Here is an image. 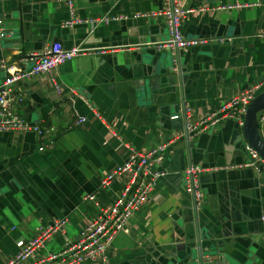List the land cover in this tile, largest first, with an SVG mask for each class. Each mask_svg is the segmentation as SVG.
Returning a JSON list of instances; mask_svg holds the SVG:
<instances>
[{
  "label": "crops",
  "instance_id": "1",
  "mask_svg": "<svg viewBox=\"0 0 264 264\" xmlns=\"http://www.w3.org/2000/svg\"><path fill=\"white\" fill-rule=\"evenodd\" d=\"M181 1L188 8L230 1L262 6L190 15L181 26L185 39L210 43L170 52L156 47L168 39L162 18H134L161 10L164 0H74L79 19H128L73 26L65 25L71 16L62 0H0V64L29 71L26 59L54 43L85 51L50 75L13 86L14 116L50 131L41 139L32 131L0 130V264L15 257L18 242L57 221L66 226L40 255L78 242L98 215L85 198L95 195L96 203L111 205L128 180L121 176L103 188V178L123 166L131 150L169 142L160 168L166 176L116 235L109 264H186L198 240L222 245L219 253L237 264H264V168L237 167L250 161L243 127L227 120L186 138L183 117L189 110L199 121L233 96L254 88L256 97L264 93V0ZM7 77L0 70V87ZM80 118L86 122L78 125ZM194 164L208 170L199 211L183 178Z\"/></svg>",
  "mask_w": 264,
  "mask_h": 264
},
{
  "label": "built area",
  "instance_id": "2",
  "mask_svg": "<svg viewBox=\"0 0 264 264\" xmlns=\"http://www.w3.org/2000/svg\"><path fill=\"white\" fill-rule=\"evenodd\" d=\"M70 11L71 20L66 22V26H73L83 23L124 21L127 17L104 16L98 19L82 20L76 16L74 0H62ZM165 4L161 10L135 15V19L158 20L162 18L168 31V39L156 44L157 49L176 52L182 49L197 47L210 43L208 41H188L181 31L182 23L193 14L207 11L233 12L254 9L262 6L261 2L230 1L216 3L213 6H203L200 8H188L181 0H164ZM3 21H0V26ZM1 37L4 33L1 32ZM264 38V32L260 34ZM150 46V45H149ZM85 51L80 49L66 50L60 43H54L44 49L43 52L32 54L26 61L31 64L29 71H22L9 66L5 62L0 64V70L8 72V77L0 87V130L5 131H32L41 139L50 131L49 128L31 125L14 116L12 104L14 101V88L16 83L25 82L33 77L43 74L50 75L57 67L69 60L82 56ZM56 90L61 93L56 81L52 79ZM258 95V88H254L233 96L225 101L222 106L213 114L196 121L191 116L189 110L185 111L183 117L187 121V135L193 138L206 130H213L222 126L227 120L237 121L240 127L244 126L245 116L248 107ZM99 118V116H97ZM175 116L173 119H178ZM85 118H80L78 125L84 124ZM259 123L264 125V114ZM172 142L162 144L158 148L148 152H137L131 150L128 161L114 172L106 175L102 180V187L107 188L118 177L126 176L127 183L117 197V200L107 206L96 203V196L91 195L85 198L86 201L93 202L98 207V215L92 220L81 234L78 242L68 244L60 252H54L46 256L40 255L41 249L51 238L54 232L62 230L66 226V221H57L48 229L27 241L17 243L18 252L14 258L6 264H86L97 262L98 264H109L108 252L112 248L115 237L122 232L129 224L133 215L151 200L152 194L156 190L158 181L166 176L160 168L165 162L166 153ZM47 146L39 150L43 152ZM250 161L239 165V168H264V159L251 147H246ZM227 169L236 168L226 167ZM207 169L190 165L184 172L185 191L192 200L193 207L199 211L206 203L205 194L201 186V177Z\"/></svg>",
  "mask_w": 264,
  "mask_h": 264
},
{
  "label": "water",
  "instance_id": "3",
  "mask_svg": "<svg viewBox=\"0 0 264 264\" xmlns=\"http://www.w3.org/2000/svg\"><path fill=\"white\" fill-rule=\"evenodd\" d=\"M263 111L264 93L256 97L248 107L243 126V134L247 146L258 152L261 158L264 159V141L260 136V124L258 120L259 113ZM182 120V118L176 119L178 122H182ZM185 132L187 133V128H185ZM186 138H188L187 135ZM220 248L223 250L222 245H219V247L209 246L204 243L202 244L198 240L193 249L190 248L191 253L188 256V262L186 264H237L229 260L225 255L219 253Z\"/></svg>",
  "mask_w": 264,
  "mask_h": 264
},
{
  "label": "trees",
  "instance_id": "4",
  "mask_svg": "<svg viewBox=\"0 0 264 264\" xmlns=\"http://www.w3.org/2000/svg\"><path fill=\"white\" fill-rule=\"evenodd\" d=\"M57 136H58V135H57ZM57 136H56V137H57Z\"/></svg>",
  "mask_w": 264,
  "mask_h": 264
}]
</instances>
